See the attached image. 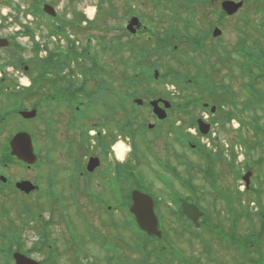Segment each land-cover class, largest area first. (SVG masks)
<instances>
[{
	"label": "flooded vegetation",
	"instance_id": "1",
	"mask_svg": "<svg viewBox=\"0 0 264 264\" xmlns=\"http://www.w3.org/2000/svg\"><path fill=\"white\" fill-rule=\"evenodd\" d=\"M125 23L120 42L126 38L128 20ZM10 31V46L0 48V264H60L63 250L74 255L70 261L76 262L72 264H90L83 253L90 245H100V251L111 258L110 242L96 233L86 209L108 224V230L125 231L128 177H133L132 161L141 157L145 134L128 137L127 102L107 100L114 98L108 95L109 87L94 84L91 51L87 56L82 51L85 45L89 50L88 40L94 43V38L87 35L89 28L85 40L77 43L80 51L58 53L50 80L46 78V57L26 52L20 38ZM8 36L1 35L0 39ZM196 39V32L184 37L188 43L196 44ZM116 40L117 37L108 39ZM204 42L207 46L220 44L207 37ZM180 104L187 107L186 102ZM161 107L164 108L162 104ZM179 108L172 104L167 110L168 118ZM146 110L157 119L151 107ZM216 110L209 103L191 107L197 123L202 119L208 125H203L207 135L200 133L198 125L193 128L195 140H200L195 141L193 149L199 146L201 152H210L201 142L213 131ZM164 122L157 123V137L167 132ZM177 123L181 127L182 121ZM190 132L191 128L183 127V151L175 153L185 166L191 163ZM235 135L233 152L238 151L237 132ZM30 139L36 155L34 164L21 157L30 153ZM119 143L129 148L123 159L114 147ZM256 175L254 172L249 194L260 191L253 185ZM255 204L253 200L244 203L236 208L241 210L237 215H254L251 206ZM3 219L8 227L1 225ZM125 235L126 232L124 241Z\"/></svg>",
	"mask_w": 264,
	"mask_h": 264
},
{
	"label": "rangeland",
	"instance_id": "2",
	"mask_svg": "<svg viewBox=\"0 0 264 264\" xmlns=\"http://www.w3.org/2000/svg\"><path fill=\"white\" fill-rule=\"evenodd\" d=\"M14 3L17 8H21V5H25V2L27 0H8ZM127 5L128 3L134 2L133 0H125ZM220 0H214L213 8L216 9L217 2L219 3ZM49 4H52L57 10L64 12V14H67L68 17H70L75 23L77 30H74V35H77L78 42H81L85 40L86 30L89 28V32H87V35L90 34V36L94 35L95 37H102L105 40H108L109 38L115 37L117 34L114 31V25H118L122 22V18L125 15V11L127 8L125 6H121L122 0H104L102 1L103 9L100 13L99 17L96 19V21H90V16L88 13V9L93 8L95 2L97 0H84L82 3H77L76 1H73V5L67 2L66 0H48ZM221 2V1H220ZM115 5H111V4ZM152 3L147 0H137L136 7L134 9L135 16L139 17L141 20V25L144 27L142 28L140 38L149 36V32L156 31V33L164 30L165 28L158 27L155 28L153 19H157L156 14L153 13L152 9ZM19 11V10H18ZM15 12L14 13V19L15 23L17 24H27L29 25L28 18H25L23 14H20ZM245 14V8L241 10L234 18H231L228 21L223 22V26H220L222 30H224V39L223 41L227 44V48L230 51L231 58L234 59L236 62L238 60V57L235 54L234 46L237 42V35L235 34V31L232 27L233 23H235L238 19V17H241V15ZM10 16V15H9ZM217 16V15H216ZM155 17V18H153ZM0 18L3 20L5 18L2 13H0ZM84 22H88L89 27H86L85 24H81L79 20ZM213 19V20H212ZM38 22V21H37ZM203 25L207 26L209 22H217V17L212 16L211 19L206 20L204 18V21H202ZM43 23V22H42ZM11 24V23H10ZM6 23L4 25L0 26V36H8L11 34L10 28L11 25ZM37 24H41L38 22ZM44 24V23H43ZM209 27V26H208ZM83 30H80L82 29ZM85 28V29H84ZM45 29V28H44ZM209 29V28H208ZM94 32V33H93ZM41 36V35H40ZM45 41H48L45 39ZM106 44H104L105 46ZM93 53L95 54V59L99 60L100 63V71H97V73L100 74L95 76V85L96 84H102L109 88L107 89L111 93L117 94L116 90L118 89V96L121 97V95H127L126 90H122L119 88V82L118 78H122V80L126 81V61L122 62V58L114 57L109 52L106 54L105 51L101 50L102 45L100 44H94L92 45ZM156 52V51H155ZM181 53L176 54L175 56L167 55L162 59H159V57L154 53L153 60L154 64L159 66L158 70L160 73L164 72H171L172 74H178L180 73L184 78H187L188 81L191 80V84H195V79L197 78V85L198 87H195V97L199 99L200 101L204 100V102H207L211 104L212 106H216V114L214 117H212L213 122L215 124L213 131L214 136L212 140H215L212 142V140H204L201 142L202 146L209 147V151L212 154V158L217 156L219 157V154L223 156L222 161H217V163L214 165V173L210 174L211 177L208 179H204L202 177V170L205 167L201 161H199V158H193L194 156L191 155V164L194 165V168L191 169V173L188 174V178L191 179L192 187L186 186L189 190H187L184 186L180 184L179 176L183 175L184 173V166L180 163V160L175 153L180 154L183 150H181L183 146V142L181 139L166 135L165 133H162L161 136L157 138V131H150L149 133H146V130H142L140 128L141 126H147V124H155L157 126V119L150 117L147 110H144L142 113V117L145 119V121L141 118V121H137L134 126V123L132 124L131 128L136 130L137 134H140L142 132L145 134L147 138H145L147 141H145L146 145L141 146V153L140 158L138 160L132 161V166L134 167V173L137 177V179L141 183V187L137 184L136 180L132 177H128V186L133 188L130 190H138V188H141V190L145 193H147L150 196L157 197V200L159 199L161 201V207L158 211V215H160L159 219L161 221V227H162V233L166 235V242L165 245L169 248L174 250V253H183V256L186 257L188 261H192L195 264H241L239 260H235L238 257V254L235 250L227 249L223 246L222 239L220 236H214L210 235L211 230L214 228L216 229V224L220 223L222 226H224V232H233L234 234L240 237H245L247 232V220L246 219H239L234 223L233 226H231L229 222V206L231 202V196L234 195H241L244 194L246 198V193L244 192V185H242L239 180H236L234 177V173H232V168L230 163H232L235 167V170L240 171V174L244 175L247 173L248 169H245L243 167V152L240 149V146L238 147V151H234V153H231L232 151L230 148H227L225 144L235 143L236 141V135H235V127L237 126L232 121V115H236L240 117V120H243L247 122L246 126L244 128H249L252 130H255L254 127V118L252 110L245 108V102H246V95L247 94L244 91V85L247 83V80L244 79L240 75V71L237 68L230 67V63H225V67H222V62L219 63V58L217 57L214 60H211V63L213 64L214 72L209 73L212 77V85L208 88L205 83H203V80L199 79V74H197V69H195L193 66H191V61L187 60V57H183L184 54H186V45L182 46ZM185 62H184V61ZM187 60V61H186ZM188 62V64H187ZM197 64H200V62L195 61ZM188 66V68H184ZM106 72L104 71V69ZM219 69L218 75L215 76L217 73L216 71ZM211 72V71H210ZM152 78H153V72ZM202 74V73H200ZM177 78V77H176ZM169 79V78H167ZM170 80V79H169ZM173 81V80H172ZM148 79L145 81V83L141 86H139V91L141 92L139 94V98L143 99L148 105L149 101L153 100L155 98L162 97V99L172 102V104L181 106L180 103L184 102L185 98V92L192 91V88L189 87L190 90H185L183 94L178 96L179 92L176 90V87L170 85L171 80L168 81L167 86L161 84L165 83L164 80H161L158 84H147ZM226 87V88H225ZM207 90H203V89ZM264 91V86L261 87ZM177 91V92H176ZM123 95V98H125ZM250 97V96H249ZM124 101V100H123ZM248 104V103H247ZM264 101L259 103V105H263ZM235 107L237 110H235ZM147 108V107H146ZM239 110V111H238ZM260 111V110H259ZM257 112L258 121H260L259 125L264 128V114L261 112ZM198 113V112H197ZM195 113V115H197ZM179 113H174L171 115L170 119L168 120L169 125L167 127V131L170 130L171 127H173L178 122V115ZM200 115V113H198ZM185 117V116H184ZM217 120H224L225 122V128L220 129L216 125V119ZM127 120V117H126ZM186 124H188L189 120H192L191 118H187ZM184 120V121H185ZM144 121V123L142 122ZM183 123V122H182ZM178 124V123H177ZM130 126V125H129ZM128 127V124H127ZM242 127H240L237 131V136L240 141L242 140H250L254 141L257 136L256 134H253V132L250 130L246 134V130H241ZM194 131V130H192ZM190 139L192 141L199 142L200 140H195V136L193 132L189 133ZM248 136V137H247ZM128 142V141H127ZM212 145V146H210ZM127 146H129V142L127 143ZM216 150V152H214ZM129 151V148H128ZM155 152V154L164 160V162H169L175 169L178 176L174 175V177L163 170V168L158 164V161L155 162L151 157L152 153ZM260 151L257 149L255 151L254 156H257ZM213 165V164H212ZM186 168V166H185ZM256 174L258 173V169L253 170ZM240 175V176H242ZM220 177V180H219ZM168 178H171L173 181L174 187H176L180 193H182L184 196H187L194 200V197L199 199L196 200L200 207L203 208L206 211V214L208 213V216L204 221H202V225L204 226V223H207L206 228H200L199 230H194L192 226H190L187 222L184 223L183 221H178L175 212L171 208V201L168 199L167 195H170L168 193H171L169 191V186L166 183V180ZM168 179V180H171ZM254 184L256 186H262L264 189V179L259 180L258 178H255L254 176ZM208 182V183H207ZM223 191H228L227 195L224 193H221ZM132 194V193H131ZM227 199V203H224L223 200ZM262 201L259 202L262 207H264V193L262 195ZM258 204L252 205L251 208L256 213V209ZM87 208V207H86ZM235 208V207H234ZM88 211V214L90 215L91 223L93 224L96 233L103 236L105 241L110 242V251L113 250L112 247H116L117 250L120 251L119 257L121 264H139V260L141 259V254H137V252L130 248L128 244H134L135 236L127 232L125 241L123 240L124 232H113L112 230H108V224L105 222H102L101 219L96 218V216H92L89 212V209H86ZM157 211V208H156ZM204 211V212H205ZM221 220H217V219ZM256 218V217H254ZM255 227L257 231L261 230V219L256 218L255 219ZM108 222V221H107ZM213 225H212V224ZM1 225H6L5 227H8L9 224L5 223V220H2ZM235 229V230H234ZM0 226V231H1ZM188 230H193L194 232L190 234ZM26 232H32L31 230H27ZM132 232H135L133 230ZM219 235L224 237V240L226 243L233 242V238L224 234L223 232H218ZM127 242V243H126ZM72 252H63L60 253L59 262L60 264H72L76 261H70L72 257L74 256L71 254ZM86 253L85 260H89L90 264H107L109 263V255L103 254V252L100 251V245L96 246H89V249ZM251 257L254 259H259V257L264 258V242L263 246L261 247L260 253L257 255V252L252 251L250 252ZM110 264V263H109ZM114 264V263H113ZM244 264V263H243Z\"/></svg>",
	"mask_w": 264,
	"mask_h": 264
},
{
	"label": "trees",
	"instance_id": "3",
	"mask_svg": "<svg viewBox=\"0 0 264 264\" xmlns=\"http://www.w3.org/2000/svg\"><path fill=\"white\" fill-rule=\"evenodd\" d=\"M72 1L73 0H69ZM245 3V14L238 17L237 21L233 23L232 27L236 31L238 41L234 46V51L238 57L237 62L231 58L230 51L226 45L218 44L212 45L211 47H202L201 44H197L201 53L205 54V58H209V54L217 53L219 55V63L222 62V67H225V63H230V67L239 69L240 75L247 80L246 86L251 88V94L248 103H261L264 101V91L261 86H264V0H243ZM156 8H163V6L169 8L171 15L170 19L173 21V27L171 31L167 33L165 38H161L159 35L156 37L154 44L151 42L137 43L134 39H128L125 43V47L122 51H125L126 55V86L127 94L129 96H136L140 94L139 86L143 85L147 79H151V71L158 66L154 64L153 55L164 58L168 51L176 53L177 49H180L183 43L182 39V24L184 23L188 27L198 28L194 23H203L204 18L206 20L211 19L213 13L212 8L213 0H151ZM158 10V9H156ZM185 15H189L188 19ZM219 22L230 20L223 12H219ZM164 18L161 17L157 22L164 24ZM188 20V23H185ZM81 23L82 19L79 20ZM72 25V24H71ZM159 25V24H158ZM165 27V26H163ZM57 27L51 25V32H56ZM198 31L199 36H202L204 32ZM206 33V32H205ZM177 47V49H176ZM121 51V52H122ZM156 51V52H155ZM123 53V52H122ZM118 56L121 54L117 53ZM53 60V57H51ZM208 62V61H207ZM212 71L214 72L213 65ZM49 68H53L51 63ZM97 68L96 66L94 67ZM219 69L216 71L218 75ZM206 76L208 74H205ZM167 76L173 77L175 83L177 81L185 83V78L180 74L164 73L161 79H166ZM177 77V78H176ZM208 83V88L212 85ZM226 88V87H225ZM132 92V93H131ZM258 106V105H256ZM251 105V109L256 107ZM134 114H128V122H132ZM131 117V118H130ZM256 126H258L256 124ZM264 131V130H263ZM257 136H261L259 133ZM261 141L259 140L258 144ZM257 145V144H256ZM262 145V144H261ZM220 180V177H219ZM204 228L207 227L203 226ZM139 231V230H138ZM210 235H219L214 230H211ZM227 235L235 239L234 242L224 244L223 246L227 249H236L241 252L240 256L235 260L246 263L249 258L250 252L253 250L259 253L264 242V224L261 230H255L252 234L246 235L245 237L237 238L234 232H228ZM126 236V235H125ZM166 235L163 239L159 240L154 237H149L142 232H138L135 237L134 244H128L130 248H133L137 254H141L139 264H193L190 261H186L184 257H180L172 252L171 249L165 246ZM260 263L264 264V258L260 259ZM198 264V263H197Z\"/></svg>",
	"mask_w": 264,
	"mask_h": 264
},
{
	"label": "water",
	"instance_id": "4",
	"mask_svg": "<svg viewBox=\"0 0 264 264\" xmlns=\"http://www.w3.org/2000/svg\"><path fill=\"white\" fill-rule=\"evenodd\" d=\"M1 1L2 0H0V2ZM242 5H243L242 3L236 4L235 2L232 1H226L222 4V7L224 11L227 13V15L232 16L239 11ZM46 11L52 13V9L49 7H46ZM137 24H138V19H133L129 26V29H133V27L136 26ZM219 35H221V31L216 30L214 36L217 37ZM7 44L8 43L6 41H0V47L6 46ZM156 77H158V72L156 73ZM137 103L142 104V101H137ZM164 104L166 108H170L169 103L164 102ZM152 106L154 108L155 115L159 119L164 120L166 118V112L160 108L159 101L153 102ZM150 128H153V126H150ZM202 132L205 134L208 132V129L204 130L202 127ZM29 144H30V153L26 152L22 154L21 157L25 162L31 163L32 162L31 159H33V156L31 155L32 145L31 142ZM244 179L246 180L247 184H249L250 175H247ZM132 197H133V204L131 206V212L135 215L139 227L142 229V231H144L148 235L161 238L162 233L159 231L160 223L155 214V205L152 198L140 192H134ZM183 211L187 216V218L195 223L196 227L200 226L199 220L203 216V214L195 205L184 203ZM19 264H23V262L20 261Z\"/></svg>",
	"mask_w": 264,
	"mask_h": 264
},
{
	"label": "bare ground",
	"instance_id": "5",
	"mask_svg": "<svg viewBox=\"0 0 264 264\" xmlns=\"http://www.w3.org/2000/svg\"><path fill=\"white\" fill-rule=\"evenodd\" d=\"M88 13H89V16L92 17L93 13H94V9H89ZM119 144H122L123 147L122 148H116L118 157H120V158L123 157L124 158V156L128 152V148L126 147V145L124 143H119Z\"/></svg>",
	"mask_w": 264,
	"mask_h": 264
},
{
	"label": "clouds",
	"instance_id": "6",
	"mask_svg": "<svg viewBox=\"0 0 264 264\" xmlns=\"http://www.w3.org/2000/svg\"><path fill=\"white\" fill-rule=\"evenodd\" d=\"M114 147H115V148H122L123 145H122V144H117V145H115ZM121 159H123V157H121Z\"/></svg>",
	"mask_w": 264,
	"mask_h": 264
}]
</instances>
